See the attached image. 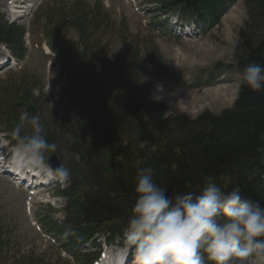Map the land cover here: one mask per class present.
<instances>
[{
    "label": "trees",
    "instance_id": "1",
    "mask_svg": "<svg viewBox=\"0 0 264 264\" xmlns=\"http://www.w3.org/2000/svg\"><path fill=\"white\" fill-rule=\"evenodd\" d=\"M149 1L162 13L211 25L234 0ZM244 5V40L234 51L239 72L251 61L264 64V0H244ZM73 8L69 23L81 43L78 61L82 67L71 87L64 89L60 122L43 125L48 141L61 144L75 163L70 182L59 191L65 199L64 220L48 218L42 223L48 233L64 241L73 259H77L73 254L77 246L92 242L101 231L117 238L131 214L136 171L149 164L157 171V183L166 186L169 194L188 191V180L194 188L200 185L203 173L212 176L223 190L238 186L243 196L264 206V90L252 91L240 83L233 106L219 114L203 113L195 119L172 115L147 118L143 109L153 101L139 81L138 58L132 60L130 83L124 80L122 65L113 73V88L106 87L108 68L88 45L85 31L89 24L84 11ZM23 37L21 25L0 19V42L16 59L25 52ZM49 47L59 53L56 42ZM27 88L8 105H0L6 108L0 109V123L12 135L19 116L11 105L16 101L30 103L33 87ZM29 131L26 128L21 135ZM111 160L117 163V172L104 174L103 166ZM69 227L76 235L65 239L62 233ZM7 248L0 226V264ZM95 255L79 257H83V264H90Z\"/></svg>",
    "mask_w": 264,
    "mask_h": 264
},
{
    "label": "rangeland",
    "instance_id": "2",
    "mask_svg": "<svg viewBox=\"0 0 264 264\" xmlns=\"http://www.w3.org/2000/svg\"><path fill=\"white\" fill-rule=\"evenodd\" d=\"M20 1L29 4L22 16L12 15L0 6V19L21 24L25 32V52L21 59H12L9 49L0 42V59L5 58L0 68V105H8L17 98L15 95L33 87L29 105L35 108V115L28 113L29 116H38L42 124L60 122L64 89L71 87L78 68L82 67L78 61L81 43L69 23L74 6L84 11L89 24L85 31L88 45L108 68L106 87L113 88V73L122 65L124 80L130 83L132 60L138 58L137 73L142 86L147 87V98L169 106L164 116L195 119L203 113L219 114L231 108L235 101L239 71L235 67L234 51L244 40L247 20L244 0H234L209 26L176 20L177 23L174 15L164 22L149 0ZM185 31L188 34L184 35ZM55 42L60 48L58 54L49 47ZM157 84L163 85L162 90H157ZM217 91L222 92L221 101L212 97ZM154 94L163 98L153 99ZM24 112L16 109L19 117ZM0 129V147L7 141L20 145L3 123ZM50 153H45V163L41 166L43 172L47 170L44 175L52 171L46 163ZM52 153L59 166L71 169L75 163L61 144ZM56 181L27 190L0 174V226L8 245L3 264H83L80 255L104 251V247L110 252L124 242L125 226H121L122 235L115 240H106L101 231L91 246H77L73 252L77 259H73L64 241L48 233L42 224L48 218L55 222L64 220L65 200L57 193L68 182ZM248 264H256V258H249Z\"/></svg>",
    "mask_w": 264,
    "mask_h": 264
},
{
    "label": "clouds",
    "instance_id": "3",
    "mask_svg": "<svg viewBox=\"0 0 264 264\" xmlns=\"http://www.w3.org/2000/svg\"><path fill=\"white\" fill-rule=\"evenodd\" d=\"M237 77L252 91L264 90V64L251 61ZM162 88L157 84L158 91ZM26 128L30 131L21 135ZM13 135L20 140L24 167L39 168L45 153L57 149L40 118L27 112L20 115ZM201 175L195 188L188 180V191L169 194L157 183V171L150 164L137 169L136 195L123 230L133 264H248L251 257L264 264V206L243 196L238 186L225 191L212 176ZM52 178L70 182L71 170L59 166ZM75 235L70 227L62 233L65 239Z\"/></svg>",
    "mask_w": 264,
    "mask_h": 264
},
{
    "label": "water",
    "instance_id": "4",
    "mask_svg": "<svg viewBox=\"0 0 264 264\" xmlns=\"http://www.w3.org/2000/svg\"><path fill=\"white\" fill-rule=\"evenodd\" d=\"M13 107L14 108H26L27 112H30L33 114L35 113V109L32 105L26 106V104L23 102L14 103ZM167 110H168V106L165 103L157 102V103L151 104L150 106L145 107L144 114L147 117H159L160 115L164 114ZM48 164L53 169L59 167L57 159L54 155L50 156V158L48 159ZM104 172H110L113 174L115 172V166L113 167L108 166L104 168Z\"/></svg>",
    "mask_w": 264,
    "mask_h": 264
},
{
    "label": "bare ground",
    "instance_id": "5",
    "mask_svg": "<svg viewBox=\"0 0 264 264\" xmlns=\"http://www.w3.org/2000/svg\"><path fill=\"white\" fill-rule=\"evenodd\" d=\"M8 1H9V0H6V2L4 3V0H1V2H0V6L3 7V8H5V10H6L7 12H9V13H11V11L14 10L16 16H22V15L26 12V10L29 9V4H26V3H24L23 1H21V2H19L18 0H10L9 2H8ZM29 1L31 2L32 0H29ZM29 1H27V3H28ZM18 4H19V6H18ZM1 58H3V57H1ZM0 60H1L0 63L5 62V58H4V59H0ZM2 66H3V65H1L0 68H1ZM213 95H214V94H213ZM212 97H214L215 100L221 101V99H222V92H221V91H217V93H216L214 96H212ZM41 186H42V184L40 183V184H39L38 186H36L35 188H36V189H39ZM40 191H41V190H40ZM38 193H39V192H38ZM45 193H47V192H45ZM118 244L124 246V242H122V243L120 242V243H118ZM127 259H128L129 261L133 262V257H132V255H131L130 252L127 253Z\"/></svg>",
    "mask_w": 264,
    "mask_h": 264
}]
</instances>
